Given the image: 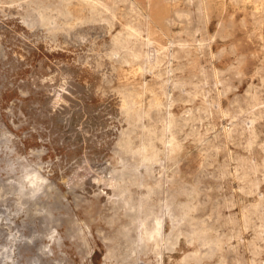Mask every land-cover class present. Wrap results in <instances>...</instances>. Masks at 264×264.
I'll list each match as a JSON object with an SVG mask.
<instances>
[{"label": "rangeland", "instance_id": "374dc122", "mask_svg": "<svg viewBox=\"0 0 264 264\" xmlns=\"http://www.w3.org/2000/svg\"><path fill=\"white\" fill-rule=\"evenodd\" d=\"M0 264H264V0H0Z\"/></svg>", "mask_w": 264, "mask_h": 264}, {"label": "bare ground", "instance_id": "6f19581e", "mask_svg": "<svg viewBox=\"0 0 264 264\" xmlns=\"http://www.w3.org/2000/svg\"><path fill=\"white\" fill-rule=\"evenodd\" d=\"M97 1H98V0H97ZM136 1H140V0H136ZM132 2H133V1H132ZM132 2H131V3H132ZM147 41H148V40H147ZM165 81H166V80H165ZM171 116H172V115H171ZM17 194H18V193H17Z\"/></svg>", "mask_w": 264, "mask_h": 264}]
</instances>
